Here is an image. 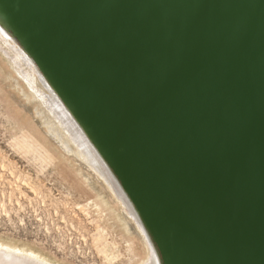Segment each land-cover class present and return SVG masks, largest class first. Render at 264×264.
<instances>
[{
    "label": "water",
    "instance_id": "95a60500",
    "mask_svg": "<svg viewBox=\"0 0 264 264\" xmlns=\"http://www.w3.org/2000/svg\"><path fill=\"white\" fill-rule=\"evenodd\" d=\"M162 264H264V0H0Z\"/></svg>",
    "mask_w": 264,
    "mask_h": 264
},
{
    "label": "rangeland",
    "instance_id": "374dc122",
    "mask_svg": "<svg viewBox=\"0 0 264 264\" xmlns=\"http://www.w3.org/2000/svg\"><path fill=\"white\" fill-rule=\"evenodd\" d=\"M12 45L0 32V238L56 255L65 264L144 261L147 247L136 224L77 156L72 142L67 140L66 149L56 136L55 120L31 96L7 56L14 53ZM18 217L23 218L20 224ZM101 226L110 231L107 239L99 236ZM111 240L119 244L114 252L119 258L113 261L102 254L112 251ZM127 240L133 249L127 248Z\"/></svg>",
    "mask_w": 264,
    "mask_h": 264
},
{
    "label": "bare ground",
    "instance_id": "6f19581e",
    "mask_svg": "<svg viewBox=\"0 0 264 264\" xmlns=\"http://www.w3.org/2000/svg\"><path fill=\"white\" fill-rule=\"evenodd\" d=\"M0 32L2 35H4L7 41L10 39L15 43L16 46L12 45L14 49L13 50L14 53H11L9 55V53L6 52L8 54L6 55L9 56V58L13 62L16 73L19 76H21L22 79L25 80L26 86L29 88L31 92V96L35 97L40 102V104L47 110L49 116L53 118V120H55L56 126L52 129L57 134L56 136H58V138L61 139V141L63 142L62 144H64L66 149H68L67 140L72 142V144L75 146V153H77V156H79L105 182V184L109 187V189L113 193L114 197L118 200V202H120L123 211L127 214V217L129 216V218H131L134 221L137 228L139 229V232L144 238L145 241L144 244H146L147 247L146 250L147 256L144 261H140V263L138 264H162L158 247L157 245H155V242L150 237L148 229L146 228L144 222L142 221L139 213L132 204L128 195L125 193L124 189L121 188L119 182L110 172L105 161L98 153L94 145L90 142L85 132L82 130L80 125L77 123V121L73 118L70 112L66 109L65 105L62 103L59 97L55 94V91L46 81L43 74L34 64V62L29 57V55L24 51V49L19 45L17 40L12 36V34L6 29V27L1 22H0ZM24 65H26L27 68ZM97 204L98 203H95L94 205H96L98 209H101L100 205ZM101 212L102 211H100V214ZM104 228H102L101 226V234H99L101 239L103 238V236L105 237V235L108 236L111 235L109 233L110 231L108 232ZM99 231H100V227H99ZM105 238L107 239V237ZM131 240H127L125 242L128 249H133L132 248L133 242ZM108 242L109 241L104 242V244L107 245L110 243L112 245V251L109 254L105 251H104L105 253L104 252L103 253L100 252V253L104 254L107 260H111V261L116 260L117 258H119V256H117L119 252L117 253V255L114 254V252L118 250L119 244L116 243L115 241L112 242V240L111 242L109 243ZM65 263L66 262L59 260L56 255L55 257L51 258L49 255H47L46 252L41 251L39 249H35L32 246H28L23 243L16 244V242L14 243L6 242L0 238V264H65ZM118 264H121V262H119Z\"/></svg>",
    "mask_w": 264,
    "mask_h": 264
},
{
    "label": "built area",
    "instance_id": "2783aa9c",
    "mask_svg": "<svg viewBox=\"0 0 264 264\" xmlns=\"http://www.w3.org/2000/svg\"><path fill=\"white\" fill-rule=\"evenodd\" d=\"M39 192H40V193H39ZM32 194H33V195H36V194H37V196H41V195H42L41 191H32ZM22 221H23V218H22V217H18V218H17V223H18V224H20ZM36 221H37V220H36Z\"/></svg>",
    "mask_w": 264,
    "mask_h": 264
}]
</instances>
